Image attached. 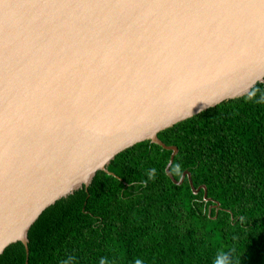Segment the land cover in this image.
I'll use <instances>...</instances> for the list:
<instances>
[{
    "label": "water",
    "instance_id": "95a60500",
    "mask_svg": "<svg viewBox=\"0 0 264 264\" xmlns=\"http://www.w3.org/2000/svg\"><path fill=\"white\" fill-rule=\"evenodd\" d=\"M259 82L264 0H0V256L145 141L209 201L159 134Z\"/></svg>",
    "mask_w": 264,
    "mask_h": 264
},
{
    "label": "trees",
    "instance_id": "16d2710c",
    "mask_svg": "<svg viewBox=\"0 0 264 264\" xmlns=\"http://www.w3.org/2000/svg\"><path fill=\"white\" fill-rule=\"evenodd\" d=\"M120 153L91 185L47 208L29 254L10 245L0 264H264V82ZM154 178H149L151 169ZM111 172V173H110Z\"/></svg>",
    "mask_w": 264,
    "mask_h": 264
},
{
    "label": "clouds",
    "instance_id": "9594fccd",
    "mask_svg": "<svg viewBox=\"0 0 264 264\" xmlns=\"http://www.w3.org/2000/svg\"><path fill=\"white\" fill-rule=\"evenodd\" d=\"M155 174H156V169L155 168L151 169L149 172V178L150 179L154 178ZM100 264H105L103 259H101ZM136 264H142V261L137 260ZM214 264H233L231 252H220L216 256Z\"/></svg>",
    "mask_w": 264,
    "mask_h": 264
}]
</instances>
